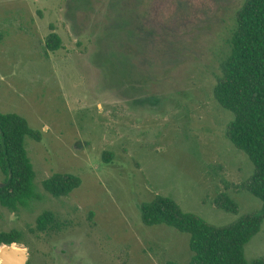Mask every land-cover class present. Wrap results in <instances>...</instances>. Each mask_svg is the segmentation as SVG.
I'll return each instance as SVG.
<instances>
[{
    "label": "rangeland",
    "instance_id": "1",
    "mask_svg": "<svg viewBox=\"0 0 264 264\" xmlns=\"http://www.w3.org/2000/svg\"><path fill=\"white\" fill-rule=\"evenodd\" d=\"M244 3L0 0V112L42 136L25 141L40 200L0 207V233H22L29 264H189V234L142 222L158 195L214 226L260 211L243 186L254 165L226 137L234 115L213 95ZM51 33L62 48L45 54ZM55 173L81 186L54 198L42 183ZM46 211L57 223L43 233ZM245 258L264 261V222Z\"/></svg>",
    "mask_w": 264,
    "mask_h": 264
},
{
    "label": "trees",
    "instance_id": "2",
    "mask_svg": "<svg viewBox=\"0 0 264 264\" xmlns=\"http://www.w3.org/2000/svg\"><path fill=\"white\" fill-rule=\"evenodd\" d=\"M229 46L213 95L221 107L234 115L226 137L254 165V174L243 186L261 200L262 207L228 226H214L184 212L168 197L158 195L143 203L140 211L144 225H166L190 235L193 256L189 264H250L245 258V246L260 232L264 222V0H245L236 13ZM61 48L62 40L56 33L47 36L45 54ZM27 138L42 140L41 133L32 129L26 118L0 112V173L3 175L0 207L14 214L40 200L34 184L36 173L25 145ZM112 158L111 152L103 154L107 163ZM81 183L73 174L55 173L42 186L52 197L62 198L68 197ZM218 207L239 213V206L227 194L220 195ZM55 217L53 212L42 213L37 218V231L44 233L52 229L53 223H57ZM13 244H23L20 231L0 233V247ZM251 264H264V261L257 259Z\"/></svg>",
    "mask_w": 264,
    "mask_h": 264
},
{
    "label": "water",
    "instance_id": "3",
    "mask_svg": "<svg viewBox=\"0 0 264 264\" xmlns=\"http://www.w3.org/2000/svg\"><path fill=\"white\" fill-rule=\"evenodd\" d=\"M15 245L0 248V264H28V250L14 247Z\"/></svg>",
    "mask_w": 264,
    "mask_h": 264
}]
</instances>
